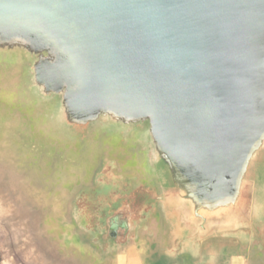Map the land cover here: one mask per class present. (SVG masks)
Listing matches in <instances>:
<instances>
[{"label":"water","instance_id":"1","mask_svg":"<svg viewBox=\"0 0 264 264\" xmlns=\"http://www.w3.org/2000/svg\"><path fill=\"white\" fill-rule=\"evenodd\" d=\"M0 116L99 154L81 260L264 264V0H0Z\"/></svg>","mask_w":264,"mask_h":264},{"label":"rangeland","instance_id":"2","mask_svg":"<svg viewBox=\"0 0 264 264\" xmlns=\"http://www.w3.org/2000/svg\"><path fill=\"white\" fill-rule=\"evenodd\" d=\"M29 130L20 117L0 116V264H90L70 243L65 220L99 154L86 149L69 162ZM245 264L258 262L251 256Z\"/></svg>","mask_w":264,"mask_h":264},{"label":"crops","instance_id":"3","mask_svg":"<svg viewBox=\"0 0 264 264\" xmlns=\"http://www.w3.org/2000/svg\"><path fill=\"white\" fill-rule=\"evenodd\" d=\"M44 260V259H43ZM44 262H45V260H44Z\"/></svg>","mask_w":264,"mask_h":264}]
</instances>
